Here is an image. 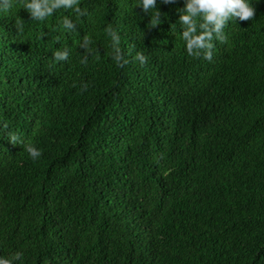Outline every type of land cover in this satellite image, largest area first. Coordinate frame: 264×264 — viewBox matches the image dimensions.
Here are the masks:
<instances>
[{"label":"trees","instance_id":"16d2710c","mask_svg":"<svg viewBox=\"0 0 264 264\" xmlns=\"http://www.w3.org/2000/svg\"><path fill=\"white\" fill-rule=\"evenodd\" d=\"M185 2L157 0L153 25L135 0H78L89 15L71 32L64 9L44 21L23 0L0 11V255L264 264V0L229 22L211 60L186 52ZM56 47L69 58L56 61Z\"/></svg>","mask_w":264,"mask_h":264},{"label":"clouds","instance_id":"9594fccd","mask_svg":"<svg viewBox=\"0 0 264 264\" xmlns=\"http://www.w3.org/2000/svg\"><path fill=\"white\" fill-rule=\"evenodd\" d=\"M135 5H139L142 10L150 15L153 25L159 22L160 13L157 8V0H135ZM10 0H0V11L10 9ZM30 14V19L44 21L53 15L57 10L64 9L67 11L62 18L63 29L67 32L78 31L76 29V20L73 16L83 17L89 15V10L81 7L78 0H23L21 5ZM178 17L182 26V39L185 42V49L189 55L201 56L211 60L213 50L216 47L215 41L226 40L225 29L230 21H244L255 16L256 8L253 0H186L183 8L180 10ZM111 36L113 46L112 58L119 65L129 63L123 55L119 43L120 35L111 27L107 29ZM59 39V38H58ZM84 49L81 57L82 63H87L89 53L92 54V37L84 36L79 44ZM203 50V51H202ZM52 55L56 61H64L69 58V49L67 47H56ZM133 59L138 60L141 64L147 62L148 57L143 52H137ZM85 83L83 88H87ZM13 143H22L16 134L8 136ZM28 154L33 160L42 155V149L35 144H27ZM23 256V253L17 251L11 257L0 255V264H14Z\"/></svg>","mask_w":264,"mask_h":264}]
</instances>
